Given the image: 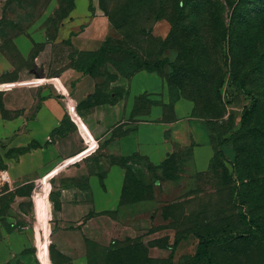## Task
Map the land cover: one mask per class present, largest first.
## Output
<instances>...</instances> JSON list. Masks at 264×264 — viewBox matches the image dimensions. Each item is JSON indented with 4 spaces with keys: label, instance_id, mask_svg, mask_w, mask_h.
I'll list each match as a JSON object with an SVG mask.
<instances>
[{
    "label": "rangeland",
    "instance_id": "374dc122",
    "mask_svg": "<svg viewBox=\"0 0 264 264\" xmlns=\"http://www.w3.org/2000/svg\"><path fill=\"white\" fill-rule=\"evenodd\" d=\"M236 3L0 0L3 120L24 111L29 96L31 116L56 86L66 99L55 79L73 67L90 69L96 82L81 109L113 105V95L129 112L98 135L79 114L63 119L58 135L89 145L70 158L56 156L52 139L39 153L18 135L0 140V264H40L36 198H46L52 225L64 214V190L86 193L80 202L87 192L120 193L99 240L59 227L84 264H195L201 243L208 247L198 264H264V0H243L240 16ZM95 14L107 36L93 62L65 36L86 34ZM7 94L17 98L15 112L5 110ZM109 164L121 183L106 182ZM239 213L258 222L257 238ZM41 252L42 264H73L50 243Z\"/></svg>",
    "mask_w": 264,
    "mask_h": 264
},
{
    "label": "crops",
    "instance_id": "0c3cea01",
    "mask_svg": "<svg viewBox=\"0 0 264 264\" xmlns=\"http://www.w3.org/2000/svg\"><path fill=\"white\" fill-rule=\"evenodd\" d=\"M96 15L90 22L91 25H89V30L86 34H76V31H73L74 33L72 32V34H66L65 40L68 41L74 52H95L101 47L107 36V34H102L104 21L106 20H104L105 18H98ZM55 81L62 85L61 89L69 96L66 99L58 98L59 94L57 91L60 90L56 86V89L51 92V96L41 101L31 116H29L31 107L35 106V104L37 105V103L29 96L30 100L24 111L8 120H3L0 117V140L9 138L12 135H18L22 137L24 143H32L37 146V153H39L41 147L45 149L47 140L50 142L53 140L52 148L50 149L56 152V156L70 158L78 154L77 152L88 149L89 145L88 143H82L80 139H70V134L66 137L58 135L55 130L61 126L64 118H73L79 114L82 122L89 127L90 134L98 135L111 132L129 113H125L123 105L113 95L108 98L109 102H113V105L109 103L101 105L97 109H78V105L81 102L95 93L96 82L93 75H84L70 68L60 73ZM10 99L7 94L5 110L15 112L18 106L17 98ZM107 147L109 149L112 148L110 145H107ZM136 150L140 152V144L137 149L133 148V151ZM103 163L106 165V159H103L101 164ZM108 166L109 169H107L105 175L106 182L121 183L123 175L119 174L116 167L110 166V164ZM61 194L64 214L60 213L57 219L58 223L54 222L52 225L47 221L48 202L46 198L44 196H37L36 198L37 219L39 221L36 223V228L34 227V230H36H33L35 234L33 236L34 239H32V243L37 249L36 257L40 261L38 247L50 243L60 254L68 256L70 263L84 264L77 245L66 234L68 231L62 232L59 227L63 225L64 228H78L76 232H82L83 235L87 234V238L93 241L99 240L107 230L106 225L108 222L105 215L109 212L117 211L119 207L120 193L115 190L112 192L107 191L106 193L87 192L92 199L94 198L93 201L90 198L88 202L79 201V198L85 197L86 193L64 190ZM97 197H101L103 201L98 202ZM90 214H93V217H88ZM114 225L117 227V224L114 223ZM27 259L29 258H26V261ZM38 263L42 264L41 261Z\"/></svg>",
    "mask_w": 264,
    "mask_h": 264
},
{
    "label": "trees",
    "instance_id": "16d2710c",
    "mask_svg": "<svg viewBox=\"0 0 264 264\" xmlns=\"http://www.w3.org/2000/svg\"><path fill=\"white\" fill-rule=\"evenodd\" d=\"M243 2V0H237V3L235 4V7H234V11H235V14H237V16H240L241 15V12H240V10H239V5H240V3H242ZM100 49V48H99ZM99 49L97 50V51H95V52H76V53H78V55H81V56H83V59H85L86 60V57L87 58H89V60L90 61H93L94 62V60H96V56L98 55V52H99ZM72 69H74V70H76L77 72H80V73H82V74H84V75H90V76H92L93 75V73H90L89 71H90V69L89 70H85V69H83V68H76V67H73ZM93 97V95H90V96H88V98L85 100V101H83V102H81L79 105H78V109L79 108H82V107H88L89 105H91L92 103H90V100H91V98ZM256 106L258 107V103H257V105H255L254 107H255V110H256ZM254 111H253V108L251 107L250 109H248V110H246L245 112H244V114H243V116H242V118H241V126H244V125H246L247 124V122H248V120L250 119V117H251V114L253 113ZM65 119V118H64ZM61 127V126H60ZM60 127L58 128V129H60ZM58 129L57 130H55V131H58ZM254 131V130H253ZM254 134H258V135H262V133H261V131H258V132H253ZM264 137V136H263ZM263 141H264V138H263ZM264 145V144H263ZM239 217H240V219H241V221L243 222V223H245L247 226H248V228H249V230H250V232H251V234H252V236L254 237V238H257V236H258V233H259V231H260V226L258 225V222H256V220L254 219V218H252L251 216L250 217H247L245 214H242V213H239ZM261 240H258V242H257V245H260V242ZM47 245H41V246H39L38 248H44V247H46ZM207 247L208 246H205V245H202V243L201 244H199V246H198V248H197V252H196V254L191 258V260L193 261V263H195V264H198V263H200V261H202V258L205 256V254H206V249H207ZM41 256V258L39 257V259H42V260H44V257L43 256H45L42 252H41V254H40ZM43 257V258H42ZM42 260H40L41 262H42ZM44 261H46V260H44Z\"/></svg>",
    "mask_w": 264,
    "mask_h": 264
}]
</instances>
